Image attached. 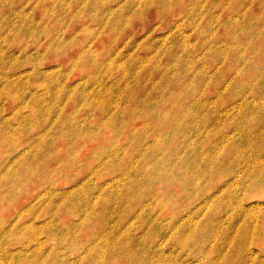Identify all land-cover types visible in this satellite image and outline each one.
Masks as SVG:
<instances>
[{
    "label": "rangeland",
    "instance_id": "1",
    "mask_svg": "<svg viewBox=\"0 0 264 264\" xmlns=\"http://www.w3.org/2000/svg\"><path fill=\"white\" fill-rule=\"evenodd\" d=\"M0 264H264V0H0Z\"/></svg>",
    "mask_w": 264,
    "mask_h": 264
}]
</instances>
